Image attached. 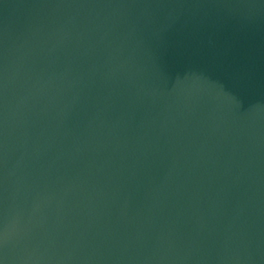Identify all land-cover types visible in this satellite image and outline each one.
<instances>
[{
	"label": "water",
	"instance_id": "95a60500",
	"mask_svg": "<svg viewBox=\"0 0 264 264\" xmlns=\"http://www.w3.org/2000/svg\"><path fill=\"white\" fill-rule=\"evenodd\" d=\"M0 264H264V0H0Z\"/></svg>",
	"mask_w": 264,
	"mask_h": 264
}]
</instances>
